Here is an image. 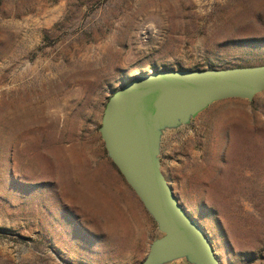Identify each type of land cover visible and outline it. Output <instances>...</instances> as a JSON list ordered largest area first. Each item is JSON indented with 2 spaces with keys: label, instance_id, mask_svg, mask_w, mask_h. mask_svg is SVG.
Segmentation results:
<instances>
[{
  "label": "rangeland",
  "instance_id": "1",
  "mask_svg": "<svg viewBox=\"0 0 264 264\" xmlns=\"http://www.w3.org/2000/svg\"><path fill=\"white\" fill-rule=\"evenodd\" d=\"M260 65L264 0H0V264H141L161 233L107 157L108 98ZM159 157L220 263L264 264V92L164 131Z\"/></svg>",
  "mask_w": 264,
  "mask_h": 264
},
{
  "label": "water",
  "instance_id": "2",
  "mask_svg": "<svg viewBox=\"0 0 264 264\" xmlns=\"http://www.w3.org/2000/svg\"><path fill=\"white\" fill-rule=\"evenodd\" d=\"M263 92L260 65L153 71L134 77L108 98L98 129L107 157L161 233L141 264H221L203 228L179 203L162 173L161 138L216 102H251Z\"/></svg>",
  "mask_w": 264,
  "mask_h": 264
}]
</instances>
